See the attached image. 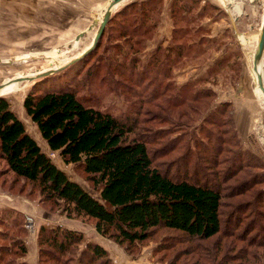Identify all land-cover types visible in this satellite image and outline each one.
Returning <instances> with one entry per match:
<instances>
[{
    "label": "rangeland",
    "instance_id": "rangeland-1",
    "mask_svg": "<svg viewBox=\"0 0 264 264\" xmlns=\"http://www.w3.org/2000/svg\"><path fill=\"white\" fill-rule=\"evenodd\" d=\"M95 1L89 0L84 6L83 0H73V4L71 0H0V83L68 64L87 48L97 25L91 31L87 28L96 18L101 19L108 3V0ZM140 1L124 0L113 14L130 3L136 4L130 10H139ZM170 2L166 4L163 0L156 32L138 54L141 60L134 69L136 73L142 72L145 61L161 46V62L165 63L160 68L169 66L170 73L162 77L154 69L145 75L142 84L149 82L148 95L152 88L161 91L166 85V100L170 101L154 98L139 112L143 93L128 90L117 79L116 69L108 65L112 54H118L125 62L124 72L135 77L126 65L133 53L126 57L128 46L116 45L122 43L117 34L120 15L115 25L114 20H108L101 44L80 61L44 78L22 81L15 86L17 89L1 97L7 99L26 131L53 163L87 192L99 197L79 168L65 164L56 152L48 149L23 108L26 95L33 89L60 88L68 81L75 84L78 81L80 96L103 111L136 121L135 134L149 138L148 148L160 170L174 178L205 182L220 189L222 229L206 242L214 264H242L240 254L245 247L264 264L263 244L247 245L230 236L238 214L242 217L236 225L237 232L241 233L247 225L253 228L255 222V230L247 238L255 240L264 236V104L258 98L248 64L264 19V0H184V8L176 10L174 17ZM175 24L194 29L195 44L191 49L186 46L189 43L186 38H191L188 34L179 41L171 39ZM85 30L84 36L75 41L77 34ZM176 42L184 45L178 59ZM24 55L33 57L21 61ZM262 63L264 74V56ZM87 74L96 75L95 84L90 83ZM254 212L258 219L252 215ZM12 217H18L20 223L17 220L12 223ZM43 226L75 231L82 235V241L72 253L58 256L51 249L53 253L42 254L39 260L38 234ZM0 230L21 242L16 250L13 243H5L9 252L15 250L16 255L7 252L0 264H80V256L89 243L101 246L110 264H169L173 256L171 264L190 263L188 245H175L179 233L160 229L142 244L126 248L98 234L94 220L68 217L61 207L44 200L36 186L8 171L1 159ZM169 244L176 249L167 251L165 247Z\"/></svg>",
    "mask_w": 264,
    "mask_h": 264
},
{
    "label": "trees",
    "instance_id": "trees-1",
    "mask_svg": "<svg viewBox=\"0 0 264 264\" xmlns=\"http://www.w3.org/2000/svg\"><path fill=\"white\" fill-rule=\"evenodd\" d=\"M183 1L171 0L173 17L176 10L184 8ZM134 5L130 3L115 12L109 21L114 20L115 25L117 16L122 17L117 22L118 39L121 38L122 43L116 45L120 48L123 44L128 46L126 57L133 53L126 65L135 77L124 72L125 62L118 54H112L108 65L116 69L117 79L128 90L143 93L139 105L141 112L144 109L142 106L150 105L154 98L170 101L166 100V85L160 86L161 91L152 88L148 95L149 82L142 84L144 78H147L145 75L154 69L160 76L166 77L170 67L160 68L165 61L161 62V46H157V54L154 56V53L145 61L142 72H135L141 60L138 54L156 32L163 0H142L138 5L139 10H130ZM180 18L191 22L189 18ZM193 30L189 26L181 28L175 24L171 39L179 41L188 34L191 38H186L189 42L186 46L191 49L195 44L192 40ZM175 46L178 48V59L184 51V45L176 42ZM87 78L90 83H94L96 75L90 77L87 74ZM77 82L68 81L60 88L33 89L26 95L23 108L48 149L56 152L65 164H74L79 168L97 190L99 197L87 192L53 163L26 131L24 123L12 111L7 99L0 96V159L8 171L36 186L44 200L61 207V211L68 217L94 220L98 234L126 248L142 244L156 231L165 229L180 234V238L174 241L176 246L183 243L188 245L189 264H214V257L206 250V242L222 229L223 196L220 189L205 182L174 178L160 170L154 164L148 148L149 138L135 134L138 130L136 121L121 119L96 107L91 100L79 95ZM240 211L244 213V210ZM252 215L258 219L256 212ZM241 217L238 214L235 218L233 234L230 236L245 241L247 245H264V236L263 239L255 240L247 238L255 230V222L251 225L253 228L247 225L241 233L237 232L236 225ZM16 220L20 223L18 217L11 218L12 223ZM81 241L82 235L75 231L43 226L38 234L39 260H42V254L49 256L53 253L51 249L58 256L72 253ZM7 242L13 243L15 250L21 243L9 237L7 231L0 230V262H3L2 257L7 252L16 255L15 250L9 252V246L5 244ZM21 245L20 249L24 253L25 247ZM175 245L169 244L165 249L172 250ZM82 253L80 264H110L107 252L98 244H87ZM240 258L242 264H254L251 261L261 264L259 256L249 252L247 247L242 248ZM56 260L60 261L58 258Z\"/></svg>",
    "mask_w": 264,
    "mask_h": 264
},
{
    "label": "water",
    "instance_id": "water-1",
    "mask_svg": "<svg viewBox=\"0 0 264 264\" xmlns=\"http://www.w3.org/2000/svg\"><path fill=\"white\" fill-rule=\"evenodd\" d=\"M124 0H108V3L106 4L105 10L103 12V16L102 19L100 20L99 23H97V30L93 36V40H92V44L89 46V48L87 50H85L80 56L73 58L70 62H68V64H65L63 66H59L57 68H50L48 70H43L41 72H39L38 74H35L33 76H28V77H23L24 79H28V80H36L39 78H44L48 75H51L53 73H55L58 70H61L63 68H65L66 66H68L69 64H72L76 61H78L79 59H81L84 55H86L88 52H90L91 50H93L97 44L99 39L101 38L105 25L107 24L108 20L110 19V17L112 16L113 12L115 11V9L123 2ZM230 18L232 20V24H233V28L235 29L234 26V17L230 14ZM96 21H93V23L87 28V30L91 31V29L95 26ZM86 30L77 34V36L75 37V41H78L80 38H82L85 34ZM253 69L258 73V83L259 86L261 87L263 93H264V81L262 80L261 75L258 72V64H260L263 60V56H264V20L261 24V27L259 29L258 32V36H257V41H256V46L254 49V55H253ZM263 64V63H262ZM20 78V79H23ZM4 85V81L0 83V90ZM1 96V95H0Z\"/></svg>",
    "mask_w": 264,
    "mask_h": 264
},
{
    "label": "bare ground",
    "instance_id": "bare-ground-1",
    "mask_svg": "<svg viewBox=\"0 0 264 264\" xmlns=\"http://www.w3.org/2000/svg\"><path fill=\"white\" fill-rule=\"evenodd\" d=\"M102 16H103V13H102ZM102 19V17H101ZM100 19V20H101ZM99 18H96V24L100 22ZM264 20V19H263ZM257 41V40H256ZM92 44V42L90 43V45ZM89 45V46H90ZM89 46L87 48H85L83 51H81L76 57L80 56L85 50H87L89 48ZM254 55V54H253ZM252 57L250 56V58L248 59V64H249V68L250 70L252 71L251 72V75H252V80H253V83H254V86H255V89H256V92H257V95H258V98L261 102V104L263 105L264 104V93L261 89V87L259 86V83H258V73L253 69V56ZM33 56L31 55H24L22 58H21V61H24L26 60L27 58H31ZM75 58V57H74ZM64 59V58H63ZM18 61V60H17ZM59 67V66H58ZM54 68H57V67H54ZM50 69V68H48ZM46 69V70H48ZM43 71V70H41ZM41 71H37L33 74H22L21 76H17L11 80H8L6 82H4V85L3 87L1 88L0 90V95H4L7 91L11 90L14 86H16L19 82H22V81H32V80H28V79H24L23 77H28V76H33L35 74H38L39 72ZM258 72L259 74L261 75L262 77V80L264 81V74H263V69H262V62L260 64H258ZM20 78H23V79H20Z\"/></svg>",
    "mask_w": 264,
    "mask_h": 264
},
{
    "label": "crops",
    "instance_id": "crops-1",
    "mask_svg": "<svg viewBox=\"0 0 264 264\" xmlns=\"http://www.w3.org/2000/svg\"><path fill=\"white\" fill-rule=\"evenodd\" d=\"M95 2H98V0L97 1H95ZM95 2H93V4H95ZM167 2H168V0H165V3L167 4ZM71 4H73V0H71ZM89 4V0H83V5L85 6V5H88ZM82 5V4H81ZM167 8V7H166ZM166 38V37H165ZM19 83H21V82H19ZM15 89H17V88H15V86L11 89L12 91H14ZM11 90H9V91H11ZM11 91V92H12ZM39 132V131H38ZM40 134V133H39ZM41 137V136H40ZM41 139H42V137H41ZM43 140V139H42ZM44 141V140H43ZM37 142V141H36ZM45 142V141H44Z\"/></svg>",
    "mask_w": 264,
    "mask_h": 264
}]
</instances>
